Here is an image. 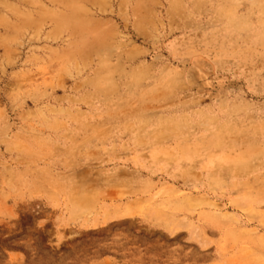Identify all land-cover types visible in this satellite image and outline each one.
<instances>
[{
	"label": "rangeland",
	"instance_id": "1",
	"mask_svg": "<svg viewBox=\"0 0 264 264\" xmlns=\"http://www.w3.org/2000/svg\"><path fill=\"white\" fill-rule=\"evenodd\" d=\"M0 264H264V0H0Z\"/></svg>",
	"mask_w": 264,
	"mask_h": 264
}]
</instances>
